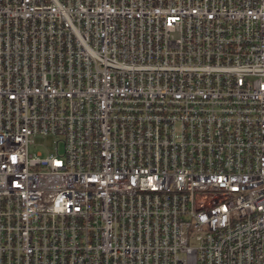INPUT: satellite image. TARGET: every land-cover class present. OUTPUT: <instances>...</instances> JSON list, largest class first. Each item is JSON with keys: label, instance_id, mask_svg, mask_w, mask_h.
I'll return each mask as SVG.
<instances>
[{"label": "built area", "instance_id": "obj_1", "mask_svg": "<svg viewBox=\"0 0 264 264\" xmlns=\"http://www.w3.org/2000/svg\"><path fill=\"white\" fill-rule=\"evenodd\" d=\"M0 264H264V0H0Z\"/></svg>", "mask_w": 264, "mask_h": 264}, {"label": "rangeland", "instance_id": "obj_2", "mask_svg": "<svg viewBox=\"0 0 264 264\" xmlns=\"http://www.w3.org/2000/svg\"><path fill=\"white\" fill-rule=\"evenodd\" d=\"M49 150H53V145H51V141L47 142V146H46ZM39 149H43L42 147H39Z\"/></svg>", "mask_w": 264, "mask_h": 264}]
</instances>
